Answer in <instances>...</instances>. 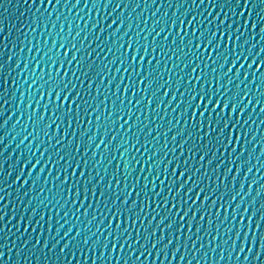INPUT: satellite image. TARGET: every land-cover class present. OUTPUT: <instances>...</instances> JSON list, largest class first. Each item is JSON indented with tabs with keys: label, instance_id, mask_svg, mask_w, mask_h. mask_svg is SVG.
<instances>
[{
	"label": "water",
	"instance_id": "1",
	"mask_svg": "<svg viewBox=\"0 0 264 264\" xmlns=\"http://www.w3.org/2000/svg\"><path fill=\"white\" fill-rule=\"evenodd\" d=\"M262 237L264 0H0V264H264Z\"/></svg>",
	"mask_w": 264,
	"mask_h": 264
},
{
	"label": "snow or ice",
	"instance_id": "2",
	"mask_svg": "<svg viewBox=\"0 0 264 264\" xmlns=\"http://www.w3.org/2000/svg\"><path fill=\"white\" fill-rule=\"evenodd\" d=\"M113 23H116V21H113ZM109 26L111 27V25H109ZM212 38L214 39V36H213ZM237 38H239V37H237ZM229 39H230V38H229ZM209 42H210V41H209ZM130 46H131V45H130ZM217 47H219L218 44H217ZM75 59H76V57H75V55H73V60H75ZM133 59H135V56H133ZM57 75H59V74L57 73ZM65 75H66V74H65ZM85 75H87V73H86ZM145 79H147V77H145ZM197 79H199V77H197ZM142 82H143V81H142ZM69 85H70V82H69L68 84H65L63 78L60 79L59 83L56 84V88H55V96H56V99L59 100V99H60V96H61V93L63 92V93H64V100H68V97H69V95L71 94L70 91H69ZM192 91H193V93H195V89H194V88H193ZM48 94H49V95L52 94L51 90L49 91ZM197 95L200 96V101H199V102L197 103V105H196V106L198 107V106H199V103H203V97H204L203 87H201V90H200L199 93H196V94H194V95L191 96V100H193V101L196 100V96H197ZM211 99H212V93L209 92V93H208V102H209V103H211ZM75 103H76V100L73 99V100H72V104H75ZM227 107H228V102L225 101V103L223 104V106H221L219 103H216V104L213 105V107L211 108V112H213V113L216 112L217 108L220 109V111H219V113L217 114V116L215 117V119H213V117H212L211 115L209 116L208 127H209L210 129H212V131H215V129L212 128V125H213L217 120H220L221 118H223V116H224V110H225V108H227ZM60 108H61V109L63 108V103H61ZM71 108H72V105L69 104V106H68V114H70V112H71ZM79 108H80V105L77 104V111H79ZM205 109L207 110V104H205ZM235 111H236V104L233 103V104H232V107H231V110H230V112H229V120L231 119V114H232L233 112H235ZM193 115L195 116V111H194ZM200 115H201V117H203L204 113L202 112V113H200ZM199 126H200V125L197 124V127H199ZM228 128H229V123H228V121H225V123H224V128H221V129L219 130V135L216 137V140H217V141H220V140H221V138H222V136H223V132H224V130H225V129H228ZM231 136H232V133H231V131H229V133H228V141H227V143H231ZM225 147H227V144H225ZM76 151H79V146H77ZM233 151H235V149H233ZM201 158L203 159V157H201ZM175 174H176V170H175V168H174V169H173V175H175ZM83 175H84V173L81 172V176H83ZM184 175H185V172H181V173H180V176H184ZM188 179H192V177H189ZM186 183H187V180L184 182V184H186ZM184 184H179V185H178V187H177V195H179L180 190H182V189L184 188ZM170 187H171V186H170ZM188 191L190 192V191H191V188H189ZM200 191L202 192L203 189H201ZM199 198H200V197H199V193H198V194H197V199H199ZM203 199L206 201V200L208 199V197L205 196ZM133 206H134V204H133ZM202 208H203V203L201 204V209H202ZM184 215L187 216V212H185ZM194 218H195V212L193 213V219H194ZM181 219L183 220L184 217H181ZM201 219H203V217H201ZM188 223H189V225H191V220H189ZM171 227H172V223H169V224H168V228L171 229ZM257 229H259V224H257ZM260 249H261L262 251H264V237H262V239H261ZM258 258H259V257H257V259H258Z\"/></svg>",
	"mask_w": 264,
	"mask_h": 264
}]
</instances>
